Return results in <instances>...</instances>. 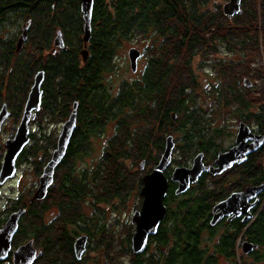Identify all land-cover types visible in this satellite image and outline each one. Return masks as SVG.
<instances>
[{
	"label": "trees",
	"instance_id": "1",
	"mask_svg": "<svg viewBox=\"0 0 264 264\" xmlns=\"http://www.w3.org/2000/svg\"><path fill=\"white\" fill-rule=\"evenodd\" d=\"M209 3L94 0L92 34L84 60L80 0H0V109L6 104L18 121L41 70L45 79L35 121L39 128L48 121H66L78 102L76 129L48 194L42 200H33L35 190L21 194L7 206V214L0 216L1 229L13 212L25 209L12 247L32 240L41 250L33 264H86L87 255L78 260L74 250L75 238L81 235L88 236V247L104 250L113 261V256L118 261L123 252L136 264H218L220 260L239 264L238 259L241 264H264V193L252 210L251 221L224 218L211 224L219 202L246 187L264 184V145L246 162L221 175L203 174L185 194L176 195L171 184L165 200L167 215L147 246L149 250L154 243L155 251L143 261L132 252L133 227L115 250V232L100 213L102 204L118 209L133 194L139 200L135 211L141 209L143 177L159 163L169 136L175 142L173 167L191 165L200 153L211 162L227 150L231 145L222 142L224 125L217 126L213 115H233L264 135V0H241L240 12L231 18L222 5L210 7ZM28 22V39L18 50L21 29ZM8 24L21 29L7 39L1 32ZM58 31L65 47L55 52ZM136 35L157 37L161 49L149 55L148 65L137 78L122 82L113 94L112 85L104 80L116 74L118 48ZM221 45L239 58L218 61L223 79L206 94L213 100L206 109L196 105L191 94L198 86L193 60L199 53L218 51ZM179 62L185 69L175 67ZM245 76L252 78V86L245 85L249 82ZM111 125L115 134L104 144L97 166L76 169L77 159L92 150L91 138ZM30 138L18 165L33 161L41 175L57 139L45 131L31 132ZM4 152L0 142V169ZM143 161L145 169L140 170ZM59 175L61 180H57ZM53 207L59 214L45 224L44 216ZM238 241L242 242L239 254ZM246 242L255 248L244 254ZM0 264H13L12 254Z\"/></svg>",
	"mask_w": 264,
	"mask_h": 264
},
{
	"label": "water",
	"instance_id": "2",
	"mask_svg": "<svg viewBox=\"0 0 264 264\" xmlns=\"http://www.w3.org/2000/svg\"><path fill=\"white\" fill-rule=\"evenodd\" d=\"M94 0H82V12L84 18V41L87 43L92 34V13ZM241 10V0H229L223 6V11L228 17H234ZM29 25V23H28ZM27 27L23 28L18 41V50L27 40ZM56 45L63 47L61 33H58ZM84 52V51H82ZM87 51L84 53V60L87 59ZM141 53L136 48H131L129 58L133 71H136L138 59ZM45 79L44 71H39L34 79V84L29 92L23 115L16 133L13 137L5 141L6 152L0 169V185H4L18 174V159L25 148L30 143L31 122L37 117L41 109L43 100L42 84ZM250 85L245 81V85ZM78 102L74 104L72 113L68 120L63 124V128L57 140V147L53 151L50 161L46 164L39 178L38 188L33 196V200H42L48 193L49 187L54 181L55 170L63 161L70 140L76 129ZM10 117L7 105L4 104L0 109V134L5 121ZM175 119V115L173 117ZM264 145V135L252 131L250 126L241 122L239 124L235 143L228 150L219 152L214 166H206L203 162V153L198 154L191 167H176L173 170L171 181L178 183L176 195L185 194L189 191L192 184L196 183L203 173L210 172L213 175H221L234 165H240L248 160V157L258 151ZM175 142L173 136L166 139L165 150L159 163L153 171L143 177L144 186L141 189L143 198L142 207L134 212L131 219L135 232L131 238V248L135 256L145 253L149 244L150 237L156 236L163 219L167 215L165 200L167 197L169 180L165 176L167 168L172 164ZM145 162L140 164V169H144ZM264 193V184L259 186L247 187L244 191L234 192L227 199L219 202L213 209L212 225H216L224 218L231 221L235 218L243 217V222L247 223L253 219L252 210L258 205L259 196ZM25 209L20 208L13 212L4 227L0 229V261H5L12 254L13 264H33L38 251L33 241L22 244L13 249V239L19 229V221ZM255 247L252 244L244 243L242 251L244 254L251 252ZM86 250V237H80L75 243V254L80 260ZM130 264H136L132 262Z\"/></svg>",
	"mask_w": 264,
	"mask_h": 264
},
{
	"label": "rangeland",
	"instance_id": "3",
	"mask_svg": "<svg viewBox=\"0 0 264 264\" xmlns=\"http://www.w3.org/2000/svg\"><path fill=\"white\" fill-rule=\"evenodd\" d=\"M210 7H213L214 4H220L224 6L226 2L222 0H209ZM16 25H6L1 32V36L3 38L10 37L15 34L19 29V26L15 27ZM8 39V38H7ZM173 45V44H172ZM171 46V44H170ZM131 48H136L142 53V57L138 62V67H136V71L134 72L129 60V51ZM161 49L160 43L158 42V38H154L151 35L144 37V36H132L128 41L124 42L122 46H120L117 50V54L115 57V64H116V74H113L112 79L107 78L105 80V84L112 85L111 89L113 94L118 92L119 85L124 81H132L133 79L137 78L141 71L143 70V66L149 62L150 56L154 53H157ZM210 55L205 53H199L195 56L193 60V70L195 76L198 80V86L195 90L191 92L192 97L194 98V102L198 106H202L203 108H210V104L213 100L209 98L206 94L208 92H212L213 85H218L219 82H222L223 77L218 74L219 66L218 61H222L223 63L229 62L231 59L238 60L239 56L229 52L227 48L221 45L218 51L209 52ZM150 55V56H149ZM264 60V57H263ZM207 63V64H206ZM175 67L178 70L185 69L184 65L179 62ZM244 68V67H242ZM138 69V70H137ZM220 71V70H219ZM228 77V76H227ZM245 80H248L250 85L252 86L253 81L252 78L249 76L244 77ZM242 78V84L243 80ZM254 84H258V81H255ZM246 87V86H245ZM248 88V87H246ZM24 108V107H23ZM22 116V113H21ZM228 116V114H227ZM216 120L217 126L224 125L223 131V144L224 146H230L234 143L236 133L238 132L239 123L240 121L237 118H234L233 115L229 117H224L221 115L216 114L213 115ZM21 121V117L17 121L15 118L10 116L4 123L1 134H0V142L4 145V151L6 152L5 141L8 138H11L15 135L17 127ZM34 121L31 122V132L35 133L36 135L41 131H45L49 135L53 136L58 140L61 129L63 127V123L65 121H58L55 122H45L41 123L44 127L39 128V125ZM108 127V126H107ZM44 129V130H43ZM13 134V135H12ZM114 126H109L105 129L104 133H101L99 136H95L91 138V149L88 155H85L83 158H79L76 161V169L79 171L85 169H92L97 166L100 158L103 154L104 144L110 137L114 135ZM4 152V154H5ZM5 156V155H4ZM4 158V157H3ZM37 166V164H36ZM35 162L33 161H24L18 165V174L15 178L10 179L4 185H0V216H5L7 206H9L14 199H19L21 194L24 196L30 190H37L39 185V178L41 175H37L36 172ZM61 175L57 177V180H61ZM139 200L135 194L131 195L129 201L124 206H119L118 209L111 207L110 205L102 204L100 206V213L102 221L106 220V223L110 227L113 232H115V237L117 238L114 242V248H118L120 246L121 240L124 235L131 230L129 227L130 225L133 227V234L135 232V227L131 223V219L135 212V207H138ZM91 213L92 211L89 210ZM87 211L88 215H91ZM57 214H59V210L57 207L51 208L49 211L46 212L44 216V221L46 224L54 221L57 218ZM100 216V214H99ZM5 225V224H4ZM4 227V226H3ZM27 243V242H26ZM242 244V242H241ZM240 244V248H241ZM155 251L154 243L151 245L149 249V253ZM241 253V249L238 251ZM87 260L86 264H130L132 263L133 258L126 253L120 252L118 257V261L116 260L115 256H113L114 261L112 258H108V256L104 253V250H93L90 247L86 248L85 251ZM116 260V261H115ZM218 264H229L225 260H220Z\"/></svg>",
	"mask_w": 264,
	"mask_h": 264
},
{
	"label": "flooded vegetation",
	"instance_id": "4",
	"mask_svg": "<svg viewBox=\"0 0 264 264\" xmlns=\"http://www.w3.org/2000/svg\"><path fill=\"white\" fill-rule=\"evenodd\" d=\"M80 4H81V7H82V0H80ZM82 10V9H81ZM82 14H83V12H82ZM84 19V18H83ZM28 23H29V25H28ZM28 23H26V24H24L23 25V27H22V29H21V33H23V28L24 27H27V34H28V28H29V26H30V22H28ZM60 31H58V33H59ZM61 33V32H60ZM20 36H21V34H20ZM20 36H19V38H20ZM57 37H58V35H57ZM57 37L55 38V40H54V48H53V50L56 52L58 49H62V48H64L65 47V44H64V41H63V39H62V42H63V47H60V46H57L56 45V39H57ZM61 37H62V34H61ZM27 39H28V37H27ZM18 41H19V39H18ZM27 41V40H26ZM89 42V41H88ZM88 42L85 44L84 43V48H83V51L84 52H82V55H83V57H84V53H85V50L87 51L86 53H87V55H88V50H87V44H88ZM17 45H18V42H17ZM141 57H142V53H141ZM140 57V58H141ZM140 58L138 59V62H139V60H140ZM129 60H130V58H129ZM130 65H131V62H130ZM148 65V63L147 64H145L144 66H143V68L142 69H144L146 66ZM137 67H138V63H137ZM138 70V69H137ZM135 72V71H134ZM137 72V71H136ZM109 78V77H108ZM104 83H105V80H104ZM76 103V102H75ZM42 106V105H41ZM74 107V106H73ZM73 110V109H72ZM24 111V110H23ZM22 115H23V112H22ZM10 116H11V114H10ZM21 118H22V116H21ZM68 120V119H67ZM66 120V121H67ZM77 120H78V116H77ZM65 121V122H66ZM64 122V123H65ZM63 123V124H64ZM76 124H77V122H76ZM240 124V123H239ZM30 126H31V124H30ZM63 128V127H62ZM62 130V129H61ZM61 133V132H60ZM236 135H237V133H236ZM235 139H236V136H235ZM234 143H235V140H234ZM234 143L230 146V147H232L233 145H234ZM229 147V148H230ZM228 148V149H229ZM227 149V150H228ZM226 151V150H225ZM222 152V151H221ZM219 154V153H218ZM218 154L216 155V158L214 159V160H212L211 162H208L206 159H205V155L203 154V162H204V164L206 165V166H214V163H215V160L217 159V156H218ZM172 161H173V158H172ZM193 163V162H192ZM192 166V164L191 165H188V167H191ZM235 166V165H234ZM176 168V166L175 167H173V162H172V164L167 168V170H166V172H165V176L168 178V180H169V187H168V192H170V186H171V184H174L175 185V187H174V189H175V192H176V190H177V188H178V183H174V182H172L171 181V176H172V174L170 175V173H173V170ZM144 169H145V167H144ZM144 169H140V170H144ZM170 170H171V172H170ZM226 172V171H225ZM207 173H209V174H211L210 172H207ZM147 174H149V173H146L145 175H147ZM203 174H206V173H203ZM202 174V175H203ZM144 175V176H145ZM213 175V174H212ZM53 184H54V181H53V183H52V185L49 187V189H48V191L51 189V187L53 186ZM143 186H144V182H143ZM143 186H142V188H143ZM192 186V185H191ZM141 188V189H142ZM191 188V187H190ZM247 188V187H246ZM245 188V189H246ZM244 189V190H245ZM190 190V189H189ZM243 190V191H244ZM168 192H167V197H166V199L168 198ZM140 193H141V191H140ZM48 194V193H47ZM140 197H141V195H140ZM142 198V197H141ZM259 198H260V196H259ZM143 199V198H142ZM46 224V223H45ZM80 237H86V248L88 247V236L87 235H81V236H77L76 238H75V243H76V241H77V239L78 238H80ZM12 250H14V249H12ZM74 250H75V244H74ZM39 251V250H38ZM86 251V250H85ZM40 252H41V250H40ZM39 254V253H38ZM37 254V255H38ZM86 253L84 252V254L83 255H85ZM147 254H149V250L148 249H146V252L143 254V255H141L142 256V258H141V260L144 258V257H146L147 256ZM143 261V260H142Z\"/></svg>",
	"mask_w": 264,
	"mask_h": 264
},
{
	"label": "built area",
	"instance_id": "5",
	"mask_svg": "<svg viewBox=\"0 0 264 264\" xmlns=\"http://www.w3.org/2000/svg\"><path fill=\"white\" fill-rule=\"evenodd\" d=\"M240 244H241V241H238V243H237V253L239 254V249H240ZM238 262H239V264H241V262H240V260L238 259Z\"/></svg>",
	"mask_w": 264,
	"mask_h": 264
}]
</instances>
